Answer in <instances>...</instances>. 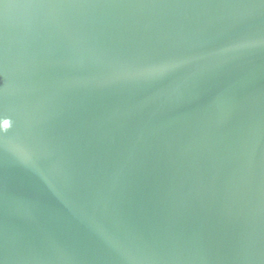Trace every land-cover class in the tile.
Masks as SVG:
<instances>
[{"label":"water","instance_id":"obj_1","mask_svg":"<svg viewBox=\"0 0 264 264\" xmlns=\"http://www.w3.org/2000/svg\"><path fill=\"white\" fill-rule=\"evenodd\" d=\"M0 264H264V0H0Z\"/></svg>","mask_w":264,"mask_h":264}]
</instances>
